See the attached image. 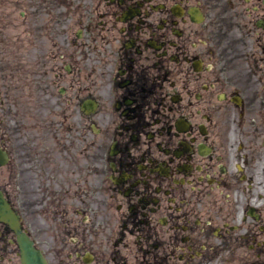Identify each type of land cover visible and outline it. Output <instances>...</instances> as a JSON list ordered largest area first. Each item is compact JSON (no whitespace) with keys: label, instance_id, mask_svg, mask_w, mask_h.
<instances>
[{"label":"flooded vegetation","instance_id":"1","mask_svg":"<svg viewBox=\"0 0 264 264\" xmlns=\"http://www.w3.org/2000/svg\"><path fill=\"white\" fill-rule=\"evenodd\" d=\"M0 14L45 43L63 101L45 148L13 142L0 71V196L25 239L0 221V264H24L23 243L35 264H264V0H0Z\"/></svg>","mask_w":264,"mask_h":264},{"label":"rangeland","instance_id":"2","mask_svg":"<svg viewBox=\"0 0 264 264\" xmlns=\"http://www.w3.org/2000/svg\"><path fill=\"white\" fill-rule=\"evenodd\" d=\"M7 21L0 30V65L5 63L1 66H6V72L3 73L6 76L4 93L7 102V125L10 128L14 126V112L21 113V110L23 126L28 120L32 121L29 129L25 128V134L24 132L22 134L25 135L30 146L33 144L38 146V141L41 146L42 124L52 119L54 123L49 126L54 127L57 121V118L53 119L57 114V108L52 112L54 102L49 98L50 84L53 79L49 75L45 43L33 39V36L28 34V30L31 29L30 24L21 32L17 18H8ZM72 30H74L73 26ZM23 46L25 49L22 52ZM56 86L58 87L57 84ZM51 87L53 88V85ZM56 101V106L63 107L62 100ZM25 109H31L33 114L30 115V112H26ZM76 118V115L70 118L72 134L77 133L75 130L77 128ZM32 147L36 149L35 146ZM80 166L83 167V164L81 163ZM74 170L75 172L72 171L70 174L72 180L84 182L89 180L88 173L84 169ZM39 173L42 179H45L49 171H39ZM77 184L82 185L81 183Z\"/></svg>","mask_w":264,"mask_h":264},{"label":"water","instance_id":"3","mask_svg":"<svg viewBox=\"0 0 264 264\" xmlns=\"http://www.w3.org/2000/svg\"><path fill=\"white\" fill-rule=\"evenodd\" d=\"M0 215L3 216L4 218H6V220L9 221L10 223H12V225L14 226L13 217L8 210H6V211L0 210Z\"/></svg>","mask_w":264,"mask_h":264}]
</instances>
